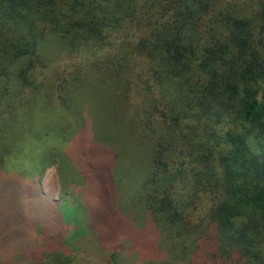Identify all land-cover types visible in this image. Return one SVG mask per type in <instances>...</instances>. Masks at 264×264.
<instances>
[{
    "label": "trees",
    "instance_id": "1",
    "mask_svg": "<svg viewBox=\"0 0 264 264\" xmlns=\"http://www.w3.org/2000/svg\"><path fill=\"white\" fill-rule=\"evenodd\" d=\"M90 84L136 119L161 264H264V0H0V106L63 121ZM39 240L26 264H78Z\"/></svg>",
    "mask_w": 264,
    "mask_h": 264
},
{
    "label": "rangeland",
    "instance_id": "2",
    "mask_svg": "<svg viewBox=\"0 0 264 264\" xmlns=\"http://www.w3.org/2000/svg\"><path fill=\"white\" fill-rule=\"evenodd\" d=\"M106 95L90 84L63 121L45 113L41 95L30 112L0 106V264H26L50 235L78 264L168 261L171 239L132 200L147 169L136 119L108 110Z\"/></svg>",
    "mask_w": 264,
    "mask_h": 264
}]
</instances>
